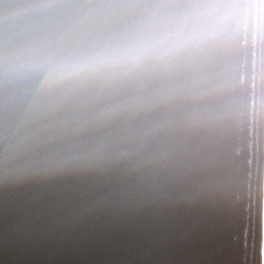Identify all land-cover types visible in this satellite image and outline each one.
Masks as SVG:
<instances>
[{"label":"water","instance_id":"water-1","mask_svg":"<svg viewBox=\"0 0 264 264\" xmlns=\"http://www.w3.org/2000/svg\"><path fill=\"white\" fill-rule=\"evenodd\" d=\"M145 1H64V4L73 6L71 15L76 18L82 12L89 14L105 35L115 80L106 86L107 97L99 114L93 109V102L98 100L90 98V90L74 104L64 102L59 106L58 110L66 114L70 124L61 128H54V122L48 124V130L56 133L58 141L46 150V77L51 71L75 74L85 79L91 77L90 81H82L88 85L99 78H107L106 74L98 73L102 68L96 60L89 62L87 59L95 47L100 52L105 42L96 43L92 31L81 22V18H77L70 22L72 27L67 28L75 37L65 51L57 41L66 30L61 31L64 23L55 21V14H52L50 24L53 36L46 37V0H0V264H153V249L148 246L151 234L144 227L141 231L136 229L135 224L140 219L129 222L130 215L138 214L137 205L120 203L126 197V191L130 190L125 174L132 163L128 166L126 162L110 156L108 168L96 174L91 166L81 168L79 165L83 152L91 158L96 155L86 147L91 132L86 121L93 120L96 128L101 130L103 120L111 116L112 101H120L122 93L125 92L126 100L118 123L124 138L135 147H138L139 140H132L135 132L128 127V122L138 124L149 118L152 111L155 112L156 95L152 90L147 95L133 90L143 78L139 39L125 36L139 30L142 2ZM221 5L229 26L224 39L237 41L239 33L240 36L247 35L242 68L244 77H249L248 90H252L254 98L253 127H262L264 0H224ZM152 12L161 18L160 7ZM76 45L78 49L74 53ZM219 61L223 62L220 58ZM87 62L94 66L93 74ZM72 67L81 70L66 71ZM231 69L227 71L231 73L233 82H237L238 73ZM53 86L60 92L63 81L54 82ZM224 99L225 96L216 98L218 103ZM141 100L145 105L139 104ZM145 100L149 102L147 107ZM226 117L231 127L234 126V112L229 111ZM72 118L76 126H73ZM217 125V117H213L212 126L215 128ZM258 137L261 141V132ZM240 138L247 142L242 132ZM157 147L150 150L151 161L160 160L168 166V153L158 151L162 148ZM227 148L225 141L216 140V159H220ZM261 149L260 142L255 170V228L259 213ZM138 160V164H133L140 170L145 163V153ZM216 166L212 165L209 179L205 180L207 185H215L207 196L211 204L220 200V178ZM239 169L226 170L224 180L229 187L237 183L231 178L233 172L243 173ZM196 173L194 176L199 177ZM175 175L176 171L173 172ZM74 192L83 194L71 198L72 206L68 210L65 202ZM244 201L247 202L246 198ZM176 202L179 204L181 200ZM238 202L243 204L241 199ZM236 210L241 212V206ZM220 211L222 208L214 209L210 216L214 224L218 223ZM144 224L141 220V226Z\"/></svg>","mask_w":264,"mask_h":264},{"label":"clouds","instance_id":"clouds-1","mask_svg":"<svg viewBox=\"0 0 264 264\" xmlns=\"http://www.w3.org/2000/svg\"><path fill=\"white\" fill-rule=\"evenodd\" d=\"M222 6L216 4H204L194 6L193 16L197 22L190 31L183 34L180 39L188 43H204L212 40L216 30V17ZM81 68L72 67L66 71H79Z\"/></svg>","mask_w":264,"mask_h":264}]
</instances>
